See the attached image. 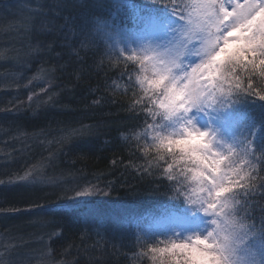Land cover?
<instances>
[{
  "label": "trees",
  "instance_id": "16d2710c",
  "mask_svg": "<svg viewBox=\"0 0 264 264\" xmlns=\"http://www.w3.org/2000/svg\"><path fill=\"white\" fill-rule=\"evenodd\" d=\"M31 1L43 11L20 27L24 48L16 58L24 65L18 72L14 58L7 60L18 77L0 83V159L7 168L0 173V212L12 216V231L46 240L56 263L152 264L149 247L185 239L157 231L155 223L192 204L179 184L158 171L144 174L150 157L135 135L152 117L146 102L136 104L139 64L127 57L141 44L138 13L181 21L192 0ZM41 24L52 30H39ZM239 78L247 87L248 73L241 70ZM251 83L254 91L264 89L259 76ZM232 94L243 113L244 144L257 151L248 158L256 171L245 220L264 228V100ZM76 185L107 195L76 197L68 191ZM87 208L95 219L85 220Z\"/></svg>",
  "mask_w": 264,
  "mask_h": 264
},
{
  "label": "snow or ice",
  "instance_id": "6c2138e0",
  "mask_svg": "<svg viewBox=\"0 0 264 264\" xmlns=\"http://www.w3.org/2000/svg\"><path fill=\"white\" fill-rule=\"evenodd\" d=\"M190 7L192 11L188 14L187 22L184 23L188 29L186 35L189 42L195 45H199L203 39V47L200 51L206 53V56L197 60L199 62L195 61L185 65L179 59L165 60L155 54L133 53L129 55L128 60L139 64V72L134 83L139 82L143 95L149 97L151 92L163 89L164 99H168L169 103L166 104L164 99L154 97L149 102L158 104L159 109L168 116H171L174 111L172 89L176 87L177 81L180 84V92L187 95L191 108L201 105L211 107L221 97L230 98L233 92L245 93L264 100V89L254 91L251 83L254 76L264 79V0H192ZM35 11L43 10L37 7ZM233 20L237 22L233 24ZM26 23L32 24V18L26 20ZM37 27L41 31L52 30L47 24ZM207 41L212 42L214 51L209 50ZM223 47L228 49L227 53L223 51ZM193 55H199V53L193 52ZM241 70L248 73L247 87L242 86L239 78ZM164 80H172L173 83L165 88ZM233 84L235 87L232 86ZM143 103L144 100L141 97L136 100L137 105ZM144 106L148 116H157V113L147 108L146 104ZM132 131L135 132V129ZM136 141L138 142L137 139ZM256 152L251 141L239 150L242 159L246 161L247 182L244 185H233L224 192L225 195H230L238 201L236 213L237 215L244 213L245 215H241L244 219L249 211L247 203L252 194L253 184L251 182L255 179L253 173L256 171L255 164L248 157H254ZM260 154L261 163H264V151H260ZM148 165V171L144 174L155 175L158 171L162 179L171 181L173 184L177 183L172 178L171 165L156 166L149 161ZM79 188L80 186L76 185L68 191H73L76 197H88L94 194L107 195L102 189H96L94 192L89 188L77 190ZM187 201L190 204H202L203 198L196 195L189 197ZM211 207L214 206L205 210L209 211ZM83 216L85 220L95 219V210L87 208ZM231 244L232 241L225 240L224 245L217 246L221 247L223 254L231 247ZM188 247L186 244L170 243L168 246H151L148 251L152 254V262L157 259L163 262L165 253H167V264H192L193 261L199 260V256L195 249L185 252L184 250ZM224 261L225 264H230L226 256H224ZM0 264H5V261L0 260Z\"/></svg>",
  "mask_w": 264,
  "mask_h": 264
},
{
  "label": "rangeland",
  "instance_id": "374dc122",
  "mask_svg": "<svg viewBox=\"0 0 264 264\" xmlns=\"http://www.w3.org/2000/svg\"><path fill=\"white\" fill-rule=\"evenodd\" d=\"M33 4L31 0H0V83L4 85L18 77L15 76V71L20 72L19 67L24 65L16 58L21 53L18 52L24 48L17 39L23 35L19 32L21 25L28 24L26 20L30 17L34 18L36 12ZM126 10L131 14L138 13L132 7H121L119 12ZM191 11L190 7L186 18L181 21L138 13L137 25L143 31V36L141 44H138L132 53L155 54L165 60L179 59L185 65L204 58L206 53L200 51L203 39L199 45H195L189 42L186 35L188 29L184 23L187 22ZM236 22L232 21L233 24ZM121 45L127 48L126 43L121 42ZM193 52H198L199 55H193ZM7 55L10 58H6ZM11 59L15 62L12 63L15 71L6 69L8 65L6 62ZM255 116L258 117L257 114ZM188 118L193 119L202 129H210L215 133L217 139L222 142L221 146L228 144L238 151L245 146L243 113L233 94L230 98H219L211 107L201 105L192 108ZM175 126V120L165 122V127ZM4 169L7 168L1 164L0 159V173H7ZM16 179L18 180L17 177ZM4 186L5 181H0V188ZM11 217L0 212V260H4L5 264H59L51 257L46 240L43 238L32 240L23 232L19 234L12 231L9 224ZM155 227L160 232L169 229L168 231L179 233L186 239L195 234L206 233L210 228V218L199 206L192 204L186 210H173L160 216ZM256 227L257 229L248 225L242 243L235 250V264H264V228L261 225ZM26 231L33 237L29 228Z\"/></svg>",
  "mask_w": 264,
  "mask_h": 264
},
{
  "label": "clouds",
  "instance_id": "9594fccd",
  "mask_svg": "<svg viewBox=\"0 0 264 264\" xmlns=\"http://www.w3.org/2000/svg\"><path fill=\"white\" fill-rule=\"evenodd\" d=\"M207 43L209 50L214 51L212 42ZM226 43L225 40L224 44ZM223 51L227 53L228 49L223 47ZM172 83V80L163 81L165 88ZM136 86L146 107L157 113V116L152 117L151 123L136 132L135 138L141 142L143 154L150 157L149 162L153 165H171V175L180 186V195L186 200L196 195L202 197V204L193 205L199 206L210 218V228L204 234H195L179 241L161 240L159 243L164 246L170 243L186 244L189 247L185 252L195 249L199 260L192 264H225L224 256L230 264H235V250L242 243L248 224L236 213L238 201L224 192L233 185L246 184V161L231 145L221 146L222 142L210 129H202L193 119L188 118L192 108L188 104L187 95L180 92L178 81L172 89L175 107L171 116L161 111L155 102H149L153 97L164 99L163 89L153 91L149 97H145L139 82ZM164 103H169V100L164 99ZM172 120L176 121V126L165 127V122ZM210 206L214 207L206 211ZM225 240L232 241V244L222 254L221 247L217 245H224ZM167 260L165 253L163 262L157 259L152 264H167Z\"/></svg>",
  "mask_w": 264,
  "mask_h": 264
}]
</instances>
